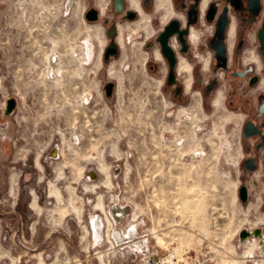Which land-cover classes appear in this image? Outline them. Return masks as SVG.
Returning <instances> with one entry per match:
<instances>
[{"label": "rangeland", "instance_id": "rangeland-1", "mask_svg": "<svg viewBox=\"0 0 264 264\" xmlns=\"http://www.w3.org/2000/svg\"><path fill=\"white\" fill-rule=\"evenodd\" d=\"M88 4L0 0V264H264L263 233L239 235L264 227L237 198V115L148 68L166 3L107 62Z\"/></svg>", "mask_w": 264, "mask_h": 264}, {"label": "flooded vegetation", "instance_id": "flooded-vegetation-1", "mask_svg": "<svg viewBox=\"0 0 264 264\" xmlns=\"http://www.w3.org/2000/svg\"><path fill=\"white\" fill-rule=\"evenodd\" d=\"M163 3L170 15L160 22ZM86 11L91 12L88 21L103 24V59L107 52V61L120 53L121 26L124 30L140 27L145 14L154 13L153 23L158 21L160 26L143 42L145 48H153L154 62L148 68L162 73L174 100L194 87L206 99L222 97L227 109L237 115V198L244 205L257 203L258 221L264 227V0H89ZM167 55L172 56L171 66ZM181 58L189 70H179ZM170 72L174 80L168 84ZM188 75L191 79L186 89ZM7 100L0 111L4 118L16 107L15 100L7 113ZM242 230L245 237L259 242L261 233L264 235L261 228Z\"/></svg>", "mask_w": 264, "mask_h": 264}, {"label": "water", "instance_id": "water-1", "mask_svg": "<svg viewBox=\"0 0 264 264\" xmlns=\"http://www.w3.org/2000/svg\"><path fill=\"white\" fill-rule=\"evenodd\" d=\"M90 14H91L90 11H86V12H85V18L88 19V20L92 19ZM163 45H164V47H165V46L167 47V45H166L165 42H163ZM167 57H168L169 64H170V66H171V65L173 64L172 56H171V55H167ZM104 61L107 62V52H105ZM173 80H174V76H173L172 72H170L169 75H168L167 83L169 84V83H171ZM113 86H114V84H113V82H111V81H106V82H104V84H103V89H104V92H105L106 97L111 96V94H112V92H113ZM14 103H15V99H14L13 97H11V98H9V99L7 100V103H6V105H5V107L7 108V113H10V112L12 111V108H13V106H14ZM243 231H244V230H241V231L239 232V235H240V236H242Z\"/></svg>", "mask_w": 264, "mask_h": 264}, {"label": "built area", "instance_id": "built-area-1", "mask_svg": "<svg viewBox=\"0 0 264 264\" xmlns=\"http://www.w3.org/2000/svg\"><path fill=\"white\" fill-rule=\"evenodd\" d=\"M174 260L169 262V264H178L177 258H173ZM145 264H158L159 260L155 259L154 256H148L144 260ZM180 264H215L207 258L202 256H188L185 260H183Z\"/></svg>", "mask_w": 264, "mask_h": 264}, {"label": "bare ground", "instance_id": "bare-ground-1", "mask_svg": "<svg viewBox=\"0 0 264 264\" xmlns=\"http://www.w3.org/2000/svg\"><path fill=\"white\" fill-rule=\"evenodd\" d=\"M100 2V1H99ZM100 3H102V2H100ZM135 3H136V1H135ZM102 5H105V3L103 2V4H101V6ZM136 6V5H135ZM101 8V7H100ZM103 10V9H102ZM122 27V26H121ZM136 28V27H135ZM121 29V28H120ZM193 34V33H192ZM122 35V34H121ZM118 38V37H117ZM120 40V39H119ZM118 40V41H119ZM122 40V39H121ZM119 43H121V41L119 42ZM120 45H122V43L120 44ZM123 46V45H122ZM124 47V46H123ZM155 54H157V53H155ZM158 55V54H157ZM156 55V56H157ZM188 67H189V65L187 64V62L183 59V58H181V60H180V62H179V70H187L188 69ZM189 70V69H188ZM110 72H112V71H110ZM190 76L188 75L185 79H184V85H185V88L186 89H188L189 88V86H190ZM216 100H217V98H216ZM34 203H35V201L33 200L32 201V205H34ZM98 204H99V202H98ZM241 237H245V234L244 233H242V236Z\"/></svg>", "mask_w": 264, "mask_h": 264}]
</instances>
